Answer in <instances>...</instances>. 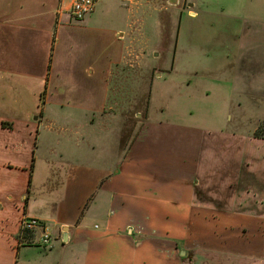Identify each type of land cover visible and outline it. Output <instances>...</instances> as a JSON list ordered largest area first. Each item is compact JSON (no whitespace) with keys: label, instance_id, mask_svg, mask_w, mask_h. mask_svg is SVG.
<instances>
[{"label":"crops","instance_id":"0c3cea01","mask_svg":"<svg viewBox=\"0 0 264 264\" xmlns=\"http://www.w3.org/2000/svg\"><path fill=\"white\" fill-rule=\"evenodd\" d=\"M74 1L0 0V264H208L232 256L245 260L239 245L228 247L226 242L246 241L244 223L252 216L264 228V193L246 184L255 168L240 156V147L264 140L231 132L224 124L204 127L160 117L141 128L119 161L116 154L112 159L107 146L110 164L101 159L93 167L83 159L75 165L65 161L61 151L56 153L59 139L55 144L50 137L57 126L54 116H63L70 105L84 106L90 115L94 109L99 116L98 121L94 117L76 123L68 136L75 146L98 150L100 144L89 141L95 135L102 142L100 117L107 99L101 82L108 93L106 80L122 60L124 44L121 28H101L99 22L132 0H98L96 9L105 2L98 13L95 9L81 22L68 13ZM110 49L112 55L107 54ZM199 50L205 54L204 48ZM226 66L217 70L209 62L205 67L194 64L188 81L189 91L197 88L190 93L192 104L200 100L199 88L206 99L216 96L227 102L210 86L216 73L237 77L239 64ZM39 152L44 162L39 163ZM54 160L66 169L63 182L54 172ZM37 174L44 181L39 182ZM38 200L43 207H54V218L43 211L32 215ZM25 218L38 220L45 231L49 223L60 244L41 253L35 241L42 236L36 229L23 231ZM225 219L232 221L224 225L226 231H237L236 238L207 233L205 226ZM248 257L249 263L256 261Z\"/></svg>","mask_w":264,"mask_h":264},{"label":"rangeland","instance_id":"374dc122","mask_svg":"<svg viewBox=\"0 0 264 264\" xmlns=\"http://www.w3.org/2000/svg\"><path fill=\"white\" fill-rule=\"evenodd\" d=\"M198 2L197 0H132L119 4L120 6L115 9V15L110 18L101 17L99 22L101 28L113 26L122 29L123 32L121 31L119 35L123 34L124 44L122 60L113 67L106 80L108 93L104 90L103 80L101 82L103 100L107 99L100 117L103 143L98 141V136L95 135V138H90L89 141L98 142L100 144L98 150L93 145L89 147L90 149L86 148L88 145L80 148L75 146V140L68 136L75 132L76 123L91 122L94 117L98 121L99 116L98 113L95 115L94 109L90 115L89 111L85 112L84 106L70 105L66 107L63 116L56 117L55 114L57 126L51 128L52 143L59 139V145L55 146L58 155L61 151L65 155L63 158L65 161L77 165L78 160L80 165L83 159L86 166L93 167L95 162L97 164L101 159L109 162V153H104L107 146V151L113 156L112 159L116 154V159L118 158L119 161L135 142L141 128L147 122L160 117L204 127L225 125L231 132L254 138L255 132L264 125V0H198ZM104 3H99L96 14ZM194 4H197V8ZM126 22L129 25L127 29ZM201 48H204L205 54L199 50ZM112 49L108 51V55H112ZM106 52L107 48L104 49L103 44L100 53ZM207 52H209L208 59ZM206 61L217 70L228 63L234 64V67L239 64L236 78L227 79L221 77L223 74L216 73L218 77L211 81L212 93H223L227 102H221L216 96L210 100L206 99L205 92L200 91V88L196 92L201 97L198 103L190 102V93H195L197 90V88L188 90V81L192 77L190 72L194 64L205 67ZM181 80L184 83L179 86ZM227 103H229V112L225 111ZM191 112H193L192 116ZM262 142L261 145L255 144V146L251 142L241 145L240 156L255 168L254 175L247 176L249 180L246 184L251 186L255 184L256 188L262 189L261 193H264V143ZM41 156L44 155L39 152V163L44 162ZM56 161L54 160V172L59 173L60 182H63L67 178L66 169L61 165L58 167L60 163ZM50 163L47 164H50L48 171L53 164ZM246 171L251 173L248 168ZM40 172L42 170L39 169L38 173ZM40 177L41 174H37V180L44 181V176L43 179ZM15 192L18 193L16 187ZM56 201L58 202V199ZM43 205L40 201L34 204L32 215L35 216L36 211H43L54 218V207L52 205L43 207ZM231 222L230 219H225L222 224L215 222V225L211 227L207 225L205 228L209 229L208 234L216 231L236 238L238 232L228 233L226 231L228 228L224 226ZM262 225V221L252 216L244 223V227L247 228L246 241L226 242L228 247L237 248L239 245L238 249L243 250L240 256L245 257V260L235 256L217 257L218 260L216 258L206 263L264 264V256L259 257L261 252L264 254ZM46 227V231L39 227L36 229L40 233L39 236L43 237L46 232L51 236L49 245H45L41 239L35 241L36 247L41 248V253L49 252L50 248L56 247L59 243L53 233L55 228L49 223ZM230 253L237 255L233 251ZM248 256L256 261L249 263L246 259L249 258ZM202 262L203 260H199V264H203Z\"/></svg>","mask_w":264,"mask_h":264},{"label":"built area","instance_id":"2783aa9c","mask_svg":"<svg viewBox=\"0 0 264 264\" xmlns=\"http://www.w3.org/2000/svg\"><path fill=\"white\" fill-rule=\"evenodd\" d=\"M98 0H76L70 6L68 13L70 18L75 22H81L87 17H89L92 13H94L96 9ZM44 228L41 223L36 219L25 218L22 222L23 231H32L37 228ZM45 231V229H44ZM51 236L49 233H45L42 237V241L45 245L50 244Z\"/></svg>","mask_w":264,"mask_h":264},{"label":"trees","instance_id":"16d2710c","mask_svg":"<svg viewBox=\"0 0 264 264\" xmlns=\"http://www.w3.org/2000/svg\"><path fill=\"white\" fill-rule=\"evenodd\" d=\"M254 138L264 140V125L260 126L259 130L255 132Z\"/></svg>","mask_w":264,"mask_h":264},{"label":"water","instance_id":"95a60500","mask_svg":"<svg viewBox=\"0 0 264 264\" xmlns=\"http://www.w3.org/2000/svg\"><path fill=\"white\" fill-rule=\"evenodd\" d=\"M172 1V0H171Z\"/></svg>","mask_w":264,"mask_h":264}]
</instances>
